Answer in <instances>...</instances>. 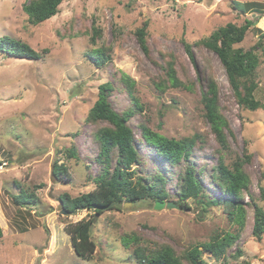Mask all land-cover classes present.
<instances>
[{"label": "rangeland", "instance_id": "1", "mask_svg": "<svg viewBox=\"0 0 264 264\" xmlns=\"http://www.w3.org/2000/svg\"><path fill=\"white\" fill-rule=\"evenodd\" d=\"M28 1L0 0V36L26 42L41 54L32 60L0 53V264H134V244L125 247L123 234L134 232L148 240L144 242H166L182 250L228 231H240L237 244L228 253L239 247L243 254L228 256L227 264H264V235L260 241L253 237V210L249 208L242 228L229 219L222 206L203 212L193 199L188 209H155L152 199L123 201L119 210L107 209L102 214L88 209L64 214L63 207L58 208L64 193L76 197L95 187L98 147L90 135L94 127L86 116L97 99L99 85L105 82L114 86L110 101L116 110L130 105V96L119 79L122 73L134 79V95L143 106L128 121L145 163L142 172L162 173L171 196L167 201H174L177 174L184 161L176 167L161 161L141 140V121L169 138L197 134L201 139L193 148L190 163L203 168L201 183L209 196L221 195L208 181L219 155L218 144L204 117L197 74L182 40L193 44L227 22L240 25L250 18L254 24L236 45L246 50L259 39L255 28L264 31V8L241 13L235 3L264 0H64L55 16L37 25L30 24L23 12ZM145 21L150 57L142 52L134 33ZM93 25L99 29L95 43L91 42ZM95 48L103 49L109 57L100 67L88 56ZM192 51L198 66L210 69L217 83L222 113L235 136L228 137L232 149L242 152L246 141L252 154L245 170L259 201L258 183L264 186V111L237 104L213 51L203 46H193ZM256 51L255 96L264 102V52ZM169 53L176 58L179 76L196 83L193 91L167 88L161 92L154 87L153 81L162 71L159 64ZM72 147L79 159L67 157L66 149ZM230 156L226 155V162ZM55 162L65 165L70 180L54 173ZM24 192L35 194V204H15L14 195ZM259 202L264 206V199ZM83 218H93L92 238L97 243L88 261L75 254L65 232L67 224ZM203 258L206 264H224L207 253Z\"/></svg>", "mask_w": 264, "mask_h": 264}, {"label": "trees", "instance_id": "2", "mask_svg": "<svg viewBox=\"0 0 264 264\" xmlns=\"http://www.w3.org/2000/svg\"><path fill=\"white\" fill-rule=\"evenodd\" d=\"M64 0H29L22 6L23 12L27 15L30 24L42 23L59 12V6ZM241 13L248 9L255 8L253 12H259L264 8V3H235ZM240 4V5H239ZM254 24L250 18H245L240 25L234 22H227L219 26L209 35L196 40L193 44L182 40L185 50L195 68L197 82L200 87V101L203 105L204 117L210 126L218 144V157L216 165L212 168L208 177L209 186L218 190L219 197H211L203 186V168H197L190 163V157L194 146L201 139L200 135L194 134L191 137L180 139L169 138L152 130L144 121L140 123L141 140L152 147L156 156L161 161L168 162L172 167L179 166L183 162V169L177 174V183L174 203L181 208H190L189 200L193 199L203 212H207L211 206H222L229 219L242 228L247 210H253L252 235L260 241L264 235V206L260 200L264 199V186L259 184L261 197L255 198L251 191L250 176L245 170V165L250 163L252 154L248 151L247 144L243 145L242 152L234 151L228 137L234 138V133L222 113L219 103V89L210 69L199 67L196 63L192 47H205L213 51L224 67L229 85L231 86L237 104L242 108L255 111H264V102L255 96L257 88L256 68L259 64L257 49L264 52V31L255 28L259 33L257 43L248 49L237 47L247 32ZM147 26L145 21L134 33L139 47L145 56L150 57L147 45ZM99 37V29L93 25L91 29V42L95 43ZM0 53L13 57H23L32 60L39 59L41 54L26 42L8 35L0 36ZM164 54L162 53V56ZM94 63L100 67L108 61L109 57L101 48H95L88 53ZM167 57V58H166ZM175 56L171 53L163 57L164 63L159 64L162 71L158 79L153 81L154 87L163 92L167 88H181L193 91L194 82L182 79L176 68ZM183 65V64H182ZM181 65L180 72L185 76V68ZM205 70H207L205 72ZM130 96V105L122 111L116 110L110 96L114 89L111 82L99 85L98 95L92 107L89 109L86 121L94 128L91 130V138L98 147L94 161L98 165V171L93 177L95 187L79 196L70 197L64 193L59 197L63 208L69 213L79 210H94L102 214L107 209L120 208L116 203L123 201L135 203L137 201L152 199L156 201H167L170 194L167 192L166 178L160 173L146 174L142 172L144 160L137 149L132 128L128 124L130 118L143 110L138 97L134 95L135 81L126 73L119 78ZM133 90V91H132ZM69 158L79 159L74 147L66 149ZM226 155L230 156V162H226ZM141 166V167H139ZM67 169L63 163L55 162V174H64L66 180L71 175L66 173ZM248 196V201H244ZM15 204H35L37 197L33 192L19 193L13 197ZM106 209L94 208L93 206H107ZM93 218L81 219L65 226V232L75 254L82 260H90L95 252L97 243L92 238ZM3 232L0 227V238ZM240 238V231L215 233L207 242L200 245H192L187 249L176 250L169 243L144 242V238L137 233L123 234L122 244L125 247L134 244L132 255L134 264H206L203 254L207 253L209 258L216 261L228 263V256L236 258L242 256L243 251L235 248L233 254L228 250L236 245ZM140 240L144 243H140ZM148 241V240H146Z\"/></svg>", "mask_w": 264, "mask_h": 264}, {"label": "water", "instance_id": "3", "mask_svg": "<svg viewBox=\"0 0 264 264\" xmlns=\"http://www.w3.org/2000/svg\"><path fill=\"white\" fill-rule=\"evenodd\" d=\"M52 178L55 179L56 176L55 174L53 173V166H52ZM114 203H111L107 206H96L94 205L93 207L94 208H99V209H106V208H109L113 205ZM63 206L62 202L59 203V209ZM116 206H120V203H116ZM163 207H166V208H178L180 209L181 207L179 205H177L176 203H174L173 201H156L155 202V209H162ZM62 213L66 214L67 213V210H65L64 208L62 209ZM201 215V213H200Z\"/></svg>", "mask_w": 264, "mask_h": 264}]
</instances>
